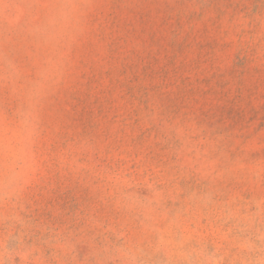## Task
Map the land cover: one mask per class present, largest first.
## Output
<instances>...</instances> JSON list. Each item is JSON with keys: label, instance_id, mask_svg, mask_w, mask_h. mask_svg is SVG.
Returning <instances> with one entry per match:
<instances>
[{"label": "rangeland", "instance_id": "1", "mask_svg": "<svg viewBox=\"0 0 264 264\" xmlns=\"http://www.w3.org/2000/svg\"><path fill=\"white\" fill-rule=\"evenodd\" d=\"M0 264H264V0H0Z\"/></svg>", "mask_w": 264, "mask_h": 264}]
</instances>
